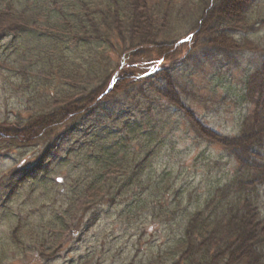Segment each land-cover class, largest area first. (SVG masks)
<instances>
[{"label": "rangeland", "instance_id": "obj_1", "mask_svg": "<svg viewBox=\"0 0 264 264\" xmlns=\"http://www.w3.org/2000/svg\"><path fill=\"white\" fill-rule=\"evenodd\" d=\"M226 2H231L233 8V0ZM173 7V19L199 14V0H174ZM248 8L247 20L242 24L257 25L253 32L234 34L241 42L248 38L243 50L199 49L200 34L195 49L188 53L194 41L191 45L179 41L195 32V21L178 24L176 30H171L175 39L170 30L164 39L169 43L163 48L166 61L149 73L152 85L144 79L137 83L133 77L124 76L109 101L60 130L50 141L19 147L3 139L0 264H171L175 260L167 254L176 249L189 214L199 208L194 204L201 200L203 209L210 194L229 183L237 168L234 158L203 137H211L203 129L208 126L206 129L220 136L235 137L255 109L247 96L251 87L253 90L250 82L264 64V0H255ZM160 25L168 29L165 21ZM18 49L14 38L0 40L2 125L18 121L17 116L32 115L27 112L31 105L24 100L36 96V80L34 74L30 73L25 81L14 72L11 62L21 61ZM117 50L107 53L106 59L112 65L120 54ZM149 56L148 63L153 65L155 60ZM141 63L138 69L145 66ZM163 73L178 84L176 96L182 106L168 98ZM122 87H126L124 92ZM184 109L197 116L195 122ZM132 122L142 124L138 134L141 140L136 136L129 139L127 127ZM147 131L152 134L146 138L143 134ZM94 132L98 133L97 139H92ZM116 142L126 145L118 149L128 163L134 159L148 163L139 175L141 185L130 191L116 188L115 195L109 194V185L108 191L104 188L108 195L102 201L92 205L94 200L84 208L89 194L76 180L91 171L87 162L99 145L112 146ZM46 169L50 176L48 182H43ZM162 175L168 181L160 192H153ZM123 181L121 177L119 184ZM157 185L162 188L160 183ZM261 194L263 207V190Z\"/></svg>", "mask_w": 264, "mask_h": 264}, {"label": "trees", "instance_id": "obj_2", "mask_svg": "<svg viewBox=\"0 0 264 264\" xmlns=\"http://www.w3.org/2000/svg\"><path fill=\"white\" fill-rule=\"evenodd\" d=\"M226 1L199 0L197 17L181 20L173 19L174 0H0V40L6 36L14 38L21 58V61L11 62L13 70L25 81L29 80L30 73L34 74L33 81L36 80L33 88L36 96H26L24 100L26 105H31V110H27L32 113L31 117L17 116L18 121L14 123L0 124V143L13 141L22 147L50 141L60 130L109 101L124 76L133 77L137 83L144 79L152 85L153 78L148 74L153 67L166 61L163 48L169 43L164 39L168 37V30H176L178 24L195 21V32L179 41L190 42V45L194 41L188 53L195 49V40L200 34L199 49L243 50L248 38L241 42L234 34L255 31L257 23L255 26L242 24L250 3L255 0H233V8L231 2ZM160 21L168 23V29H162ZM173 34L171 32V38L175 39ZM235 38L237 41H233ZM17 40H20L19 45ZM117 48L120 54L112 65L106 59L107 53H118ZM149 55L156 61L153 65L148 63ZM141 62H145V66L138 69ZM167 76L166 73L162 75L168 85V98L182 106L176 96L178 84ZM250 84L253 90L251 87L247 97L255 109L247 116L239 135L220 136L206 129L208 126L203 129L211 134V137H203L234 158L237 168L229 183L218 186L210 194L203 209L199 205L201 200L194 204L199 208L189 214L176 249L173 247L175 250L167 254L175 256L171 264H264V206L261 207L264 64ZM125 88L122 87V92ZM184 111L195 122L197 116L187 109ZM141 127L137 122L128 123L129 139L138 137ZM147 132L143 134L146 138L152 134ZM92 134V139H97L98 133ZM106 144L99 145L96 154L87 162L91 170L88 175L76 180V184L80 183L89 194L84 208L94 200L97 201L92 205L102 201L108 195L104 188L108 191L109 185L112 186L111 195H115L116 188L130 191L140 186L139 175L144 167L143 170L147 168L146 160L134 159L128 163L124 155L121 156L118 148L125 149L124 143ZM42 174L41 180L48 182L50 170ZM106 177L110 180H105ZM121 177L124 181L119 184ZM167 181L162 175L159 181L162 188L155 182L153 192H160Z\"/></svg>", "mask_w": 264, "mask_h": 264}, {"label": "snow or ice", "instance_id": "obj_3", "mask_svg": "<svg viewBox=\"0 0 264 264\" xmlns=\"http://www.w3.org/2000/svg\"><path fill=\"white\" fill-rule=\"evenodd\" d=\"M162 62V61H161Z\"/></svg>", "mask_w": 264, "mask_h": 264}]
</instances>
